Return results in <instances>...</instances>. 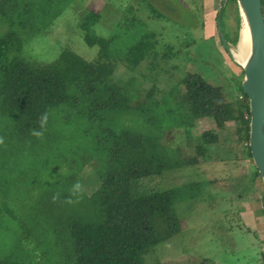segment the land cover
Returning <instances> with one entry per match:
<instances>
[{
	"label": "rangeland",
	"instance_id": "obj_1",
	"mask_svg": "<svg viewBox=\"0 0 264 264\" xmlns=\"http://www.w3.org/2000/svg\"><path fill=\"white\" fill-rule=\"evenodd\" d=\"M201 2L56 0L55 5L59 8L57 16L50 19L51 13L45 16L41 14L34 25L21 29V38L26 42L21 54L39 64L55 60L64 48H71L86 59L95 58L97 46L86 44L79 27L81 18L89 11L100 14L93 27L98 36L108 37L115 30H122L114 52L119 56H123V47L128 42L141 38L144 30L154 31L157 40L155 58L146 57L134 69H128L123 60L118 61L115 76L120 80L135 78L141 84L142 97L153 83L165 88L166 101L158 107V135L159 144L164 147L173 166L174 157L193 154L194 149L192 142L186 140L182 127L173 124L179 112L175 114L169 111L174 96L171 94L173 82L180 75L179 69L171 66L176 64L181 70L200 72L208 81L220 84L228 100H235L240 94L236 83L243 77L241 66L228 56L219 42L215 16L221 0ZM226 6V24L235 28V4L230 2ZM121 20V28L116 27ZM8 28V23L0 18V35ZM15 29L18 27L15 26ZM179 42H187L188 46L177 56L168 59L162 57L166 46L176 49ZM231 45L236 48V43ZM160 66L161 70L158 69ZM59 114L51 113V125L42 139L35 137L24 143L12 138L9 119L5 120L0 115V137L4 139V144L0 145V257L4 264H63V256L57 257L51 252L62 249L56 225L61 212L57 210L52 197L55 193L64 194L77 181L82 184L86 180L89 183V186H85L86 190L94 188L95 180L86 173L90 167L86 165L85 172L81 173L80 166L70 164L71 160L66 157L67 153L72 155V149L85 134L82 130L90 123L82 120L77 125L74 121L61 120ZM112 125L149 131L150 134L155 133L157 128L156 125L147 129L135 112L118 115L112 120ZM225 125L226 129L218 130L211 119H197L190 132L197 134L211 129L224 139L235 140L234 122L229 121ZM236 142L231 146L223 142L214 143L208 147V155L201 163L173 167L158 177L142 182L147 187L158 189L204 182L198 192L195 189L190 193L189 190L188 194L177 198L175 205L182 220L181 230L147 253V264L260 262L261 250L264 251V230L259 239L260 235L253 231V219L258 217L255 208L264 212L263 184L260 177L253 180L256 177L255 166L242 156V147ZM73 175L74 179H67V176ZM210 180L215 183H208ZM240 189L241 193L246 194L243 196L245 200L260 205L247 203L242 205V211L232 212L233 201L230 200ZM259 191L263 197L261 203L253 200Z\"/></svg>",
	"mask_w": 264,
	"mask_h": 264
},
{
	"label": "trees",
	"instance_id": "obj_2",
	"mask_svg": "<svg viewBox=\"0 0 264 264\" xmlns=\"http://www.w3.org/2000/svg\"><path fill=\"white\" fill-rule=\"evenodd\" d=\"M55 1L0 0V18L9 25L0 35V115L9 119L12 138L23 143L35 138L30 133L33 129L39 130V117L45 111L49 113L47 127L54 112H60V119L67 122L78 125L87 120L90 123L82 130L85 134L80 143L72 149L73 156L67 153L66 157L71 160L70 164L80 166L81 173L85 172L86 165L90 167L86 173L95 180L94 188L86 190L89 183L85 180L82 183L85 192L79 203L62 202L70 190L61 193L60 200L54 203L61 212L56 225L62 249H53L52 254L63 256V264H147L145 255L181 230L182 220L175 205L177 198L189 190L198 192L204 182L166 189L150 188L142 182L173 167L201 163L208 155V147L220 142L231 146L237 141L242 147V156L253 164L248 146V98L241 90V79L236 83L240 94L235 100H228L220 84L208 81L200 72L181 70L173 64L171 68H178L180 75L170 85L174 86L171 91L174 96L169 111L179 112L173 124L182 127L194 153L174 157L172 166L158 135V107L166 101L165 88L153 83L142 97L141 84L135 78L120 80L115 76L118 61L123 60L128 69H134L146 57L155 58V32L144 30L141 38L128 42L123 47V56H119L114 52L122 30H115L108 37L98 36L93 27L100 14L89 11L81 18L79 27L86 44L97 46L95 58L86 59L71 48H64L49 63H33L21 54L26 42L20 31L34 25L41 14L51 13L50 19L57 16L59 8ZM230 2L235 4V0H228L227 4ZM261 2L264 13V0ZM226 7L221 28L226 41L235 44L238 13L235 28L230 27L226 24ZM235 9L237 12L236 5ZM121 22L115 26L121 28ZM186 46L187 42H179L176 49L166 46L162 57L177 56ZM132 112L139 115L147 129L157 125L155 133L112 125L118 115ZM203 118L211 119L218 130L226 129L225 124L233 121L235 140L224 139L211 129L192 134L190 129L195 121ZM255 176L254 181L260 177L257 170ZM74 177L67 176V179ZM207 182L215 183L214 180ZM247 196L252 199L250 194ZM253 200L263 201L260 191ZM0 264H4L1 257ZM258 264H264L262 250Z\"/></svg>",
	"mask_w": 264,
	"mask_h": 264
},
{
	"label": "water",
	"instance_id": "obj_3",
	"mask_svg": "<svg viewBox=\"0 0 264 264\" xmlns=\"http://www.w3.org/2000/svg\"><path fill=\"white\" fill-rule=\"evenodd\" d=\"M228 0H221L216 16L218 37L228 56L242 68L241 90L249 104V139L251 159L263 184L264 191V13L261 0H235L238 13V39L243 24L249 37V52L244 62L233 54L236 48L226 41L221 28V16Z\"/></svg>",
	"mask_w": 264,
	"mask_h": 264
},
{
	"label": "clouds",
	"instance_id": "obj_4",
	"mask_svg": "<svg viewBox=\"0 0 264 264\" xmlns=\"http://www.w3.org/2000/svg\"><path fill=\"white\" fill-rule=\"evenodd\" d=\"M48 119H49V113L45 111L39 117V130L33 129L30 134L38 139H42L47 130ZM3 144H4V139L3 137H0V145ZM84 192H85L84 185H82L79 181H77L72 185L69 196L65 198L62 202L68 205L77 204L81 201ZM58 200H60V193H55L52 197V201L53 203H55Z\"/></svg>",
	"mask_w": 264,
	"mask_h": 264
},
{
	"label": "crops",
	"instance_id": "obj_5",
	"mask_svg": "<svg viewBox=\"0 0 264 264\" xmlns=\"http://www.w3.org/2000/svg\"><path fill=\"white\" fill-rule=\"evenodd\" d=\"M205 1V0H204ZM241 189L238 190V192L235 193L234 196H232L231 200L230 201H233V209H232V212L236 213V211H240L242 209V205L243 204H251L253 206H258L260 204H257L256 202H252V201H248V200H245L243 196L239 197L240 194H241ZM237 199L234 200V199ZM233 199V200H232ZM234 208H235V211H234ZM256 211L258 212V217L257 218H254L253 220L254 221V225H255V229L253 230L254 233H256L257 235H260L261 231L264 230V212H261L259 208H255ZM242 211V210H241ZM261 214L263 216H261ZM235 216V214H234ZM263 218V219H262ZM247 227V226H246ZM249 228V227H248ZM249 230L251 231V229L249 228ZM261 238V235L259 237V239Z\"/></svg>",
	"mask_w": 264,
	"mask_h": 264
},
{
	"label": "bare ground",
	"instance_id": "obj_6",
	"mask_svg": "<svg viewBox=\"0 0 264 264\" xmlns=\"http://www.w3.org/2000/svg\"><path fill=\"white\" fill-rule=\"evenodd\" d=\"M249 52V37H248V30L246 24H243L241 30V36L239 43L237 45V49L233 51L234 57L239 59V62H244Z\"/></svg>",
	"mask_w": 264,
	"mask_h": 264
}]
</instances>
